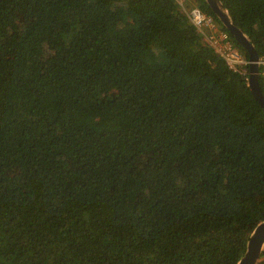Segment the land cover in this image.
<instances>
[{"label": "trees", "instance_id": "obj_1", "mask_svg": "<svg viewBox=\"0 0 264 264\" xmlns=\"http://www.w3.org/2000/svg\"><path fill=\"white\" fill-rule=\"evenodd\" d=\"M220 1L264 60V0ZM247 75L176 0H0V264H236L264 219Z\"/></svg>", "mask_w": 264, "mask_h": 264}, {"label": "water", "instance_id": "obj_2", "mask_svg": "<svg viewBox=\"0 0 264 264\" xmlns=\"http://www.w3.org/2000/svg\"><path fill=\"white\" fill-rule=\"evenodd\" d=\"M210 10L222 23L234 40L243 47L248 54V77L249 90L264 112V95L259 85V61L256 52L248 36L237 27L231 20L227 9L220 0H205ZM264 219L256 224L246 243L245 251L236 264H259L264 260Z\"/></svg>", "mask_w": 264, "mask_h": 264}, {"label": "built area", "instance_id": "obj_3", "mask_svg": "<svg viewBox=\"0 0 264 264\" xmlns=\"http://www.w3.org/2000/svg\"><path fill=\"white\" fill-rule=\"evenodd\" d=\"M190 22L196 27L201 39L217 53L233 71L242 75L248 74L249 61L234 45L228 33L221 29L214 17L201 11L197 6L190 5L186 0H176ZM264 65V60L259 65ZM248 77V75H247ZM246 77V79H247Z\"/></svg>", "mask_w": 264, "mask_h": 264}]
</instances>
